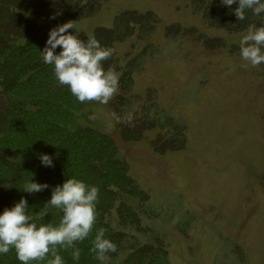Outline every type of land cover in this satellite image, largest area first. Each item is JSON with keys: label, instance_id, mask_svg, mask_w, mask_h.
I'll use <instances>...</instances> for the list:
<instances>
[{"label": "trees", "instance_id": "obj_1", "mask_svg": "<svg viewBox=\"0 0 264 264\" xmlns=\"http://www.w3.org/2000/svg\"><path fill=\"white\" fill-rule=\"evenodd\" d=\"M105 3L0 0V214L23 197L27 213L35 217L56 186L76 178L99 188L97 218L89 237L75 245L81 250L80 260H73L71 249L59 250L63 264H101L91 251L101 227L107 230L105 237L117 245L106 264H172L165 235L151 224L160 211L152 203L150 191L130 174L113 136L89 119L93 116L89 107L94 102H79L68 86L59 84L54 65L43 62L42 51L51 29L73 21L74 31L86 40L91 34H81L77 21L93 15ZM190 3L203 22L213 28L239 32L251 25H264V13L253 15L250 10L245 20H237L238 0L230 6L221 0ZM159 23L153 10L126 9L116 14L111 26L97 27L92 35L101 46L113 49V55L104 62L105 69L122 72L121 89L111 107L116 116L128 113L133 120L131 125L116 123L121 136L125 140L140 139L144 131L158 128L151 146L165 153L187 146L186 126L159 105L155 88L150 87L143 99L133 91V72L142 67L147 53L158 52V45L149 39ZM173 26L166 27L167 37ZM132 36L136 38L137 51L131 58L121 59L114 52V44ZM61 50L58 46L55 53ZM45 154L51 157L53 166L42 164L41 156ZM31 180L49 187L36 193L23 191ZM47 210L48 214L35 222L57 226L63 212L52 206ZM177 227L181 228L180 223ZM50 259L49 254L46 260L29 264H47ZM0 264L22 262L12 249L6 255L0 254ZM240 264H247L243 255Z\"/></svg>", "mask_w": 264, "mask_h": 264}, {"label": "rangeland", "instance_id": "obj_2", "mask_svg": "<svg viewBox=\"0 0 264 264\" xmlns=\"http://www.w3.org/2000/svg\"><path fill=\"white\" fill-rule=\"evenodd\" d=\"M190 1L105 0L76 23L81 34L92 35L122 10L157 13L160 23L149 40L159 49L133 72V91L143 99L156 89L159 105L186 126L187 146L158 153L151 146L158 128L125 140L112 100L89 108L130 174L150 191L160 211L151 224L165 235L172 264H240L242 255L247 264H264V63L252 67L241 58L247 30L206 25ZM168 25L174 26L167 37ZM136 42L135 36L116 42L114 52L131 58Z\"/></svg>", "mask_w": 264, "mask_h": 264}, {"label": "clouds", "instance_id": "obj_3", "mask_svg": "<svg viewBox=\"0 0 264 264\" xmlns=\"http://www.w3.org/2000/svg\"><path fill=\"white\" fill-rule=\"evenodd\" d=\"M221 3L230 6L236 0H221ZM249 10L253 15L264 13V0H238L235 9L237 20H245ZM74 27V22L68 21L50 30L42 51L43 62L54 65V74L59 84L68 86L79 102L107 105L119 91V73L114 68L106 70L104 67V62L113 55V49L101 46L94 35L88 36L86 40L80 39ZM70 29L73 30L71 33ZM58 46L62 50L56 54ZM239 47L241 58L252 67L264 63V25L249 26L247 33L240 39ZM113 118L116 123L131 124L133 120L132 114L121 119L113 113ZM89 119L95 120L96 116H90ZM113 126L110 123L109 130ZM41 162L44 166H53L51 157L46 154L41 156ZM48 187L46 183L31 180L26 183L23 191L36 193ZM98 196V187L87 185L76 178H68L62 186L52 190L51 199L35 217L27 213V201L21 197L14 207L5 208L0 214V254L6 255L14 249L22 264L44 261L50 254L52 259L47 264H63L59 250L71 249L73 260H80L81 250L75 245L88 238L93 231ZM48 206L63 212L58 225H37L35 221L42 220L48 214ZM106 231L103 227L99 228L92 241L91 251L101 264H106L110 259L109 254L117 251V245L105 237Z\"/></svg>", "mask_w": 264, "mask_h": 264}]
</instances>
